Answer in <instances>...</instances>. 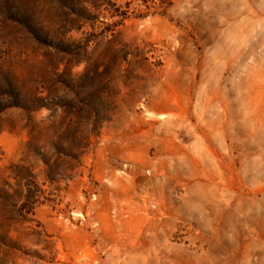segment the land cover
<instances>
[{
  "label": "rangeland",
  "instance_id": "374dc122",
  "mask_svg": "<svg viewBox=\"0 0 264 264\" xmlns=\"http://www.w3.org/2000/svg\"><path fill=\"white\" fill-rule=\"evenodd\" d=\"M0 264H264V0H0Z\"/></svg>",
  "mask_w": 264,
  "mask_h": 264
}]
</instances>
